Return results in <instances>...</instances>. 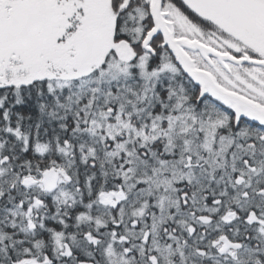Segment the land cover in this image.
<instances>
[{
	"label": "snow or ice",
	"instance_id": "1",
	"mask_svg": "<svg viewBox=\"0 0 264 264\" xmlns=\"http://www.w3.org/2000/svg\"><path fill=\"white\" fill-rule=\"evenodd\" d=\"M0 264H264V0H0Z\"/></svg>",
	"mask_w": 264,
	"mask_h": 264
}]
</instances>
